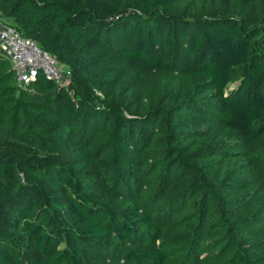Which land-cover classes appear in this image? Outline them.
Returning <instances> with one entry per match:
<instances>
[{"label":"trees","instance_id":"1","mask_svg":"<svg viewBox=\"0 0 264 264\" xmlns=\"http://www.w3.org/2000/svg\"><path fill=\"white\" fill-rule=\"evenodd\" d=\"M0 17L70 69L67 88L20 86L0 51V264H264L247 146L215 139L264 137V0H0Z\"/></svg>","mask_w":264,"mask_h":264},{"label":"built area","instance_id":"2","mask_svg":"<svg viewBox=\"0 0 264 264\" xmlns=\"http://www.w3.org/2000/svg\"><path fill=\"white\" fill-rule=\"evenodd\" d=\"M0 51L7 56L15 73L16 83L26 85L42 71L58 85L67 88L70 69L48 50L0 17Z\"/></svg>","mask_w":264,"mask_h":264},{"label":"rangeland","instance_id":"3","mask_svg":"<svg viewBox=\"0 0 264 264\" xmlns=\"http://www.w3.org/2000/svg\"><path fill=\"white\" fill-rule=\"evenodd\" d=\"M249 2H253V0H249ZM234 83H232V85ZM208 129L212 131V126L210 125ZM226 138H233L234 140L241 139L243 140L242 144L247 146V150L244 152V154H249L250 157L248 159H245L243 157V159L241 161H237L234 166L236 167L237 172H240L242 176H245L249 179V182L253 184L251 188L252 189L254 188L257 191L259 197L260 195H263L264 198V184H262V182L260 181V174L258 171V169L259 170L261 169V172L264 175V137L245 141L244 138L238 137L236 135L234 136V134L226 132L224 135H221L220 137H216L215 139H217L216 140L217 142V141L226 140ZM256 157H258V161L254 162V158ZM250 159L256 165V167H253V169L249 167V164L251 163ZM240 173L237 174L235 178H239ZM256 233H258V231H256ZM248 243L249 241L243 243L241 242L239 244V246L241 247L238 249L239 252H242V254L246 256V258H248L251 254L254 255L258 251V249H253V246L250 245V243L249 244ZM202 249L204 250L207 249V246Z\"/></svg>","mask_w":264,"mask_h":264}]
</instances>
